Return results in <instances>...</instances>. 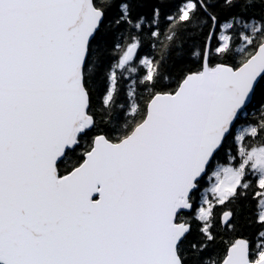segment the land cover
<instances>
[{"label":"snow or ice","instance_id":"1","mask_svg":"<svg viewBox=\"0 0 264 264\" xmlns=\"http://www.w3.org/2000/svg\"><path fill=\"white\" fill-rule=\"evenodd\" d=\"M0 264H264V0H0Z\"/></svg>","mask_w":264,"mask_h":264}]
</instances>
